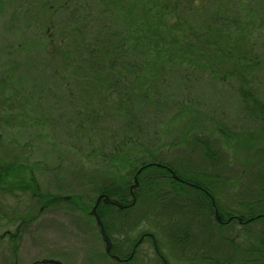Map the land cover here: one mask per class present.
Here are the masks:
<instances>
[{"label":"rangeland","instance_id":"374dc122","mask_svg":"<svg viewBox=\"0 0 264 264\" xmlns=\"http://www.w3.org/2000/svg\"><path fill=\"white\" fill-rule=\"evenodd\" d=\"M100 3L0 0V264H49L40 262L43 258L60 259L63 264H122L106 255L91 214L92 191L104 181L121 180L127 185L129 180L132 184L135 164L131 159L135 156L143 159L153 154L182 170L181 161L207 163L196 138H209L219 150L217 173L225 181L229 177L218 197L225 207H234L236 196L244 197L249 184L252 188L263 183L264 112L255 114L256 119L248 108L258 111L261 102L264 105V0H181L177 11L167 15L170 24L176 23L184 31L181 41L208 30L210 42L237 57L225 56L219 62L216 58L214 76L201 67L162 73L158 105L134 104L124 114L123 109L113 108L114 103L121 104L116 92L87 98L79 82L72 79V68L63 66L60 57L74 40H83L76 28L81 20L86 19L87 40L102 25L113 27L112 21L98 14L103 7ZM49 36L51 45L38 49L36 39ZM198 41L199 45L203 42ZM238 60L241 68L237 71L246 73L241 78L234 68ZM2 69H12L14 75L4 74ZM60 71L65 76L59 77ZM247 87L257 94L260 104L243 98L242 90ZM124 150L128 153L123 157L130 163L115 164L113 155ZM20 187L24 191L17 189ZM35 188L47 198L42 199L45 208L41 213L32 196ZM83 192L88 193L81 209L70 205L73 200L64 199L74 195L81 201ZM54 195L63 198L62 203L47 207L50 203L46 201ZM140 200L128 212L133 219L141 217L147 207V200ZM162 208L172 218L179 215L193 231L192 237L195 235L181 249L189 248L191 253L213 249L214 241L208 240L224 234L213 227L203 226L201 231L190 215L193 209L169 200ZM6 209L13 211L11 215ZM158 212L154 207L152 219L140 221L135 229L120 235L116 232L118 251L126 253L130 243L125 239H137L145 229L158 236L159 249L171 264H190L169 238L165 224L170 227L171 219ZM263 230L264 223H253L251 231L237 239L242 247L248 246L258 241ZM224 231L233 234L232 227H224ZM156 244L147 237L130 264H160ZM230 249V244L222 243L215 250L224 256Z\"/></svg>","mask_w":264,"mask_h":264},{"label":"trees","instance_id":"16d2710c","mask_svg":"<svg viewBox=\"0 0 264 264\" xmlns=\"http://www.w3.org/2000/svg\"><path fill=\"white\" fill-rule=\"evenodd\" d=\"M187 1L192 3L194 0ZM100 2L103 7L99 9L98 14L106 21H112L113 27L102 25L87 40V32L83 30V27L87 29L86 19L81 20V25L76 28L81 30L80 34L83 36V40H74L69 46L70 49L68 48L65 52L62 51L60 57L63 66L72 68V79L74 82H79L80 89L88 95L87 98L99 93L104 95L118 93L121 104L114 103L113 108L116 110L123 109L122 114L131 112L134 104L143 105L148 102L158 105L160 101L157 89L160 88L159 79H161L162 73L175 72L179 68V71H181L189 67H195V69L201 67L214 76L213 71L216 68L217 61L223 60L225 56L226 58L236 56L233 53L229 54L227 50H224V47H216L217 45L210 42L211 32L208 30L205 33L201 32L199 36L195 34L197 38L181 41L184 31L181 32L182 30L177 29L179 26L176 23L170 24L167 18L168 14L177 11L181 0H100ZM195 7L197 8L198 5H195ZM193 8L191 9L193 10ZM116 18L123 20V22L119 23ZM102 23L106 24L104 21ZM115 24H122L123 27ZM198 40L203 41L201 45H199L201 41ZM51 41L52 38L49 36L44 37V40L36 39V44L38 49L46 50L47 46L51 45ZM244 57L242 56V58ZM216 58L217 61H215ZM239 62L241 60H238L234 68L241 78L246 73L245 71H237L241 68ZM184 65L187 67H184ZM11 70L2 69L3 73L7 72L8 75L12 74ZM176 74H179V72H176ZM58 75L62 77L65 76V73L63 74L60 71ZM129 81L131 85L127 83ZM245 83H247V80H245ZM0 90H3L1 83ZM242 91L245 93L243 97L245 100L251 99L260 104L257 94L250 87L243 88ZM3 99L5 100L6 97L3 96ZM262 107L264 108V105L261 102L260 108ZM196 143L203 147L206 164H191L190 162L181 161V170L170 161L156 159V155L153 154H148L143 159L136 158V156L131 159V163L135 164L132 167L133 177L137 169L144 166L139 176L141 190L136 192L137 201L135 204V206H138L141 203L140 198L142 195L146 196L144 199L147 200L148 204L141 217L133 219L128 213L134 207L130 206L133 200L130 192H128L131 181L127 180V185L126 183L124 185L121 180L117 182L104 181L98 190L92 191L95 196L98 194L109 196L111 199H116L117 203L120 202L125 205L123 209L112 203L102 202L98 206V212L102 216L106 231L114 243L112 252L121 257H130L131 243L136 239H125L127 244L128 242L130 244H128L126 253H120L117 245L120 244V241L116 238V232L119 234L136 228L140 221L149 220L151 216L152 219L154 217L152 212L155 207V210L160 209L158 214L166 217L168 221L171 219L170 227L165 224L170 234L169 238L174 242V248L179 249L180 256L189 260L190 264H264V230L257 237L258 241L253 244L250 243L248 246L242 247V242L237 239L241 236V233L248 234L253 223H264V180L263 183L261 182L262 184H256L252 188L249 184L244 197L236 196L234 207H225L224 202L218 197L227 185L226 181L229 180V177H226L225 181V178L217 173L216 155L219 150L214 149V143L210 142L209 138L201 140L196 138ZM125 153L128 152L126 150L116 152L112 161L120 165L130 163L124 159L123 154ZM169 168L174 170L180 179H175ZM88 192L83 193L87 194ZM241 194L243 195V193ZM42 197L45 198L43 195ZM58 199L59 197L54 195L46 202L52 203ZM71 200L76 206L80 205L77 204L79 201L74 198V195L71 196ZM168 200L169 203L174 202L183 209H193V211H189L190 215L192 220L201 225V231L204 226L213 227L216 233H224L219 235L221 238L208 240L214 241L213 249L209 248V250L196 253L189 252V248L181 249L180 246L182 245L189 246L190 242L188 240L194 239L195 235L192 237L193 231L185 226L187 224L181 220L179 215L173 218L166 215L162 206ZM215 208H218L221 212L223 220L221 223L212 218L211 214L214 217ZM208 216L212 220L207 218ZM238 216L242 217V222L238 221V218H236ZM251 217L253 220L246 222ZM229 218H231V221L228 222ZM155 221L158 222L157 219ZM160 226L162 227L161 224ZM224 227H232L233 234L225 233ZM147 232L150 231L143 229L140 233ZM153 235L155 236L154 240L149 237L148 239L153 240L155 244L157 243L156 255L158 261L160 264H171L163 251L159 249L158 236L155 233ZM222 243L230 244L232 249L224 253L228 254L218 256L219 251L215 249ZM177 244L179 246H176ZM200 244L204 243L201 242ZM191 250L194 251V249ZM136 253L128 259L126 264H130L135 259ZM106 255L108 254L106 253Z\"/></svg>","mask_w":264,"mask_h":264},{"label":"water","instance_id":"95a60500","mask_svg":"<svg viewBox=\"0 0 264 264\" xmlns=\"http://www.w3.org/2000/svg\"><path fill=\"white\" fill-rule=\"evenodd\" d=\"M142 169H144V166L143 167H140L139 169H137V172L134 176V183L131 185V191L133 192L135 188H138L139 185H140V181L138 180L139 179V175L140 173L143 171ZM173 176L175 178H179V176L173 172ZM102 198L103 202L104 203H113L115 205H117L119 208H124L125 205L123 203H120L118 202L117 203V200L116 199H111L109 196H103V195H100L99 196V199L97 200V203H95V205L93 206L92 210H91V214L95 217V220H96V225L100 228V231H101V234L102 237H103V240L105 242V251L107 254H109V256H111L112 258L114 259H120V256L117 255V254H114L112 253V250H113V240L111 238L110 235H108V232L106 231V228H105V225H104V222H103V219H102V216L99 214L98 212V206L100 203V199ZM135 201V199H134ZM134 201H132V204H134ZM264 216V214H263ZM239 222H242L243 219L242 217H237ZM217 222H222V215L219 211L218 208H215V218ZM231 220V218L228 219V222ZM253 218H249L246 220V222H250L252 221ZM134 252L131 253V256L129 258H131L133 256ZM40 262L42 263H52V264H63V262L59 259H55V258H43ZM38 261H35L31 264H37Z\"/></svg>","mask_w":264,"mask_h":264},{"label":"flooded vegetation","instance_id":"af4514ba","mask_svg":"<svg viewBox=\"0 0 264 264\" xmlns=\"http://www.w3.org/2000/svg\"><path fill=\"white\" fill-rule=\"evenodd\" d=\"M250 108H248V110L251 112V114L253 115V117H255L256 115L255 114H258L259 113V111H262V112H264V108H260L259 106L256 108V109H258V111H254V109H253V107H251V106H249ZM254 111V112H253ZM256 119L257 118H259L258 116L257 117H255ZM18 164V163H17ZM12 165H14V163H12L11 164V167H12ZM2 166H4V167H7V166H5V164L4 165H2ZM19 167V166H18ZM7 168H9V167H7ZM170 169V168H169ZM170 171L172 172V175H173V172H174V170H172V169H170ZM175 179H180V178H175ZM139 181H140V179H138ZM132 185V184H131ZM131 185H130V190H128V192H130V195H131V197H132V200L134 201V199H135V201H134V204H130V206H134L135 204H136V201H137V194H136V192H138L139 190H141V181H140V185H139V187L138 188H135L134 189V191L132 192L131 191ZM16 189V188H15ZM17 189H21L22 190V188L20 187V188H17ZM84 189V188H83ZM82 189V190H83ZM22 191H24V190H22ZM32 196L36 199V202H34V204L36 205V206H39V207H36L38 210H39V212L38 213H41V211H42V208H45L44 206L42 207L41 206V202H42V199H47L46 197L45 198H43L42 197V193L38 190V188H35L34 189V192H32ZM100 195H102V194H98L97 196H95V203H97V200L99 199V196ZM71 196L72 195H70V196H65V198L64 199H66V200H71ZM85 197H87V195L86 194H84V195H82L81 196V198H80V200L81 201H79V203L77 202V204H80V205H77L78 207L77 208H82L83 207V204H84V202H83V200L84 199H86ZM146 197V196H145ZM144 197V195H142V198H145ZM75 198V197H74ZM61 199H63V198H59L58 200H56L55 202H52V203H50V204H48V205H46L47 207H50L51 205H58V204H60V203H62L61 202ZM76 199V198H75ZM77 200V199H76ZM69 202H71V206H72V204H74L73 203V201H69ZM103 202V200H102V198L100 199V203H98L99 205L101 204ZM132 202V201H131ZM95 203H93L94 205H95ZM113 204V203H112ZM43 205H44V203H43ZM93 205V206H94ZM115 205V204H114ZM93 206H92V208H93ZM13 211L11 210V209H6V211H5V213L6 214H10V213H12ZM4 213V212H3ZM23 214V213H22ZM11 215V214H10ZM24 216H25V214H23ZM37 215V214H36ZM40 216V215H39ZM39 216H36V218L37 219H39L40 217ZM19 217V216H18ZM17 217V218H18ZM17 218H16V220H17ZM19 219V218H18ZM24 219V218H23ZM36 219V220H37ZM12 220H13V218H12ZM11 220V221H12ZM18 225V224H17ZM19 226V225H18ZM147 237H149V238H151V239H155V236L153 235V233H151V232H147V233H140L139 234V237L135 240V241H133V243H131L132 244V249H131V253L132 252H134V254H133V256L135 255V253H136V251L139 249V247H140V245L142 244V243H144V241L146 240V238ZM152 240V241H153ZM129 255H131V254H129ZM120 256V255H119ZM132 256V257H133ZM131 257V258H132ZM128 259H129V257L127 258V257H121L120 256V259H118V262L119 263H124V264H126V262H128Z\"/></svg>","mask_w":264,"mask_h":264}]
</instances>
